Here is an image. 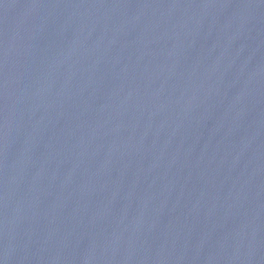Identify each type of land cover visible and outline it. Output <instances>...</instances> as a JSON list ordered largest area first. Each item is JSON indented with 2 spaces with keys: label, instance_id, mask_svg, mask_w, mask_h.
I'll return each instance as SVG.
<instances>
[{
  "label": "water",
  "instance_id": "water-1",
  "mask_svg": "<svg viewBox=\"0 0 264 264\" xmlns=\"http://www.w3.org/2000/svg\"><path fill=\"white\" fill-rule=\"evenodd\" d=\"M0 264H264V0H0Z\"/></svg>",
  "mask_w": 264,
  "mask_h": 264
}]
</instances>
